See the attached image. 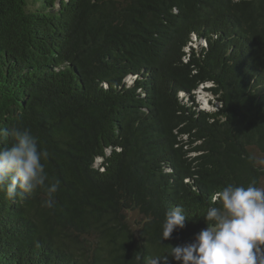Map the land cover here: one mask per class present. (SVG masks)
Returning <instances> with one entry per match:
<instances>
[{
    "label": "trees",
    "instance_id": "trees-1",
    "mask_svg": "<svg viewBox=\"0 0 264 264\" xmlns=\"http://www.w3.org/2000/svg\"><path fill=\"white\" fill-rule=\"evenodd\" d=\"M12 127L60 189L51 208L0 191V264H143L190 241L215 191L264 179V0H0ZM178 204L189 219L161 244Z\"/></svg>",
    "mask_w": 264,
    "mask_h": 264
},
{
    "label": "clouds",
    "instance_id": "clouds-1",
    "mask_svg": "<svg viewBox=\"0 0 264 264\" xmlns=\"http://www.w3.org/2000/svg\"><path fill=\"white\" fill-rule=\"evenodd\" d=\"M0 137L11 138L9 145L0 146V191L15 201L44 189L48 198L42 206L53 207L52 197L59 191L60 181L45 171L48 151L26 127L0 128ZM202 217L207 226L190 241L150 253L142 258L143 264H264V186L255 180L247 185L228 183L213 193L211 206ZM188 219L183 206L169 208L160 225V243L183 229Z\"/></svg>",
    "mask_w": 264,
    "mask_h": 264
},
{
    "label": "rangeland",
    "instance_id": "rangeland-1",
    "mask_svg": "<svg viewBox=\"0 0 264 264\" xmlns=\"http://www.w3.org/2000/svg\"><path fill=\"white\" fill-rule=\"evenodd\" d=\"M195 101L199 104L200 108L207 110L213 109L210 102L214 101V97L212 94L205 91L202 86H200L195 92ZM259 186H264V179L261 181Z\"/></svg>",
    "mask_w": 264,
    "mask_h": 264
}]
</instances>
